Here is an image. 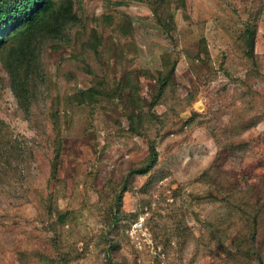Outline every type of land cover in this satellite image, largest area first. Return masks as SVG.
I'll return each instance as SVG.
<instances>
[{
    "label": "rangeland",
    "instance_id": "374dc122",
    "mask_svg": "<svg viewBox=\"0 0 264 264\" xmlns=\"http://www.w3.org/2000/svg\"><path fill=\"white\" fill-rule=\"evenodd\" d=\"M81 8L73 45L47 52L31 157L0 63V143L29 183L0 217V264H264V0ZM256 217L263 243L242 247Z\"/></svg>",
    "mask_w": 264,
    "mask_h": 264
},
{
    "label": "trees",
    "instance_id": "16d2710c",
    "mask_svg": "<svg viewBox=\"0 0 264 264\" xmlns=\"http://www.w3.org/2000/svg\"><path fill=\"white\" fill-rule=\"evenodd\" d=\"M76 5L75 0H0V63L11 78L12 92L20 108L36 132L33 145H29L32 152L30 157L41 148L42 142L40 143L39 138L47 139L44 137L47 133L46 111L49 99L47 52L51 47L73 45L76 35L74 33L83 30V17L79 12L82 9V0ZM98 52L99 55L102 54ZM84 72L97 75L99 70L90 67ZM3 126L0 122V135L4 130ZM8 150L7 146L0 143V217L9 215L17 208V199L21 196L16 190H26L29 187L28 176L21 173L23 164L7 153ZM157 161L156 146L150 144L147 172L154 168ZM33 165L35 164L28 166L30 175L36 169V165ZM261 186L258 193L264 199V183ZM6 192L10 194L6 196ZM13 196L15 203L13 200L8 201ZM47 210L53 215L52 208L48 206ZM59 219L63 220V216ZM258 220L257 217L253 218L245 227L248 228V234L245 233L239 239L242 247L258 249L262 245ZM254 256L259 260L263 259L260 250Z\"/></svg>",
    "mask_w": 264,
    "mask_h": 264
}]
</instances>
